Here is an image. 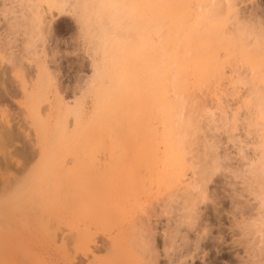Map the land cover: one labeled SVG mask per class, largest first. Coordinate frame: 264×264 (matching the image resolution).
I'll use <instances>...</instances> for the list:
<instances>
[{
    "label": "rangeland",
    "instance_id": "374dc122",
    "mask_svg": "<svg viewBox=\"0 0 264 264\" xmlns=\"http://www.w3.org/2000/svg\"><path fill=\"white\" fill-rule=\"evenodd\" d=\"M34 1L0 0V133L15 135L0 134V264H264V124L251 100L264 84V0L127 3L132 71L109 60L123 39L89 38L71 0L61 12ZM156 43L189 45L214 76H163ZM171 74L186 82L167 87L183 101L181 150L169 109L156 110Z\"/></svg>",
    "mask_w": 264,
    "mask_h": 264
},
{
    "label": "bare ground",
    "instance_id": "6f19581e",
    "mask_svg": "<svg viewBox=\"0 0 264 264\" xmlns=\"http://www.w3.org/2000/svg\"><path fill=\"white\" fill-rule=\"evenodd\" d=\"M18 1L21 4L20 0H18ZM21 1H23V0H21ZM25 1L27 3L29 1L32 2L34 0H29V1L28 0H25ZM35 1H36V6L34 5L35 4ZM35 1H34V3H32L35 6V10L33 9V11H36V8H38V6L40 5V4L39 5L37 4V3H39L38 0H35ZM39 1H40V3H41V1H43V2L45 1L46 6L50 2L48 5L51 6V7H55L56 6L55 9L58 8L57 9L58 12H61L62 10L65 9L62 6H66V5H63V4H65V3L67 4L68 3V0H59V1L57 0V2H56V0L55 1L54 0L53 1L52 0H39ZM71 1L73 3L69 1V4L68 5L69 6L71 5L72 7H69L68 10L69 11L72 10L73 12H74V10L75 11L76 10L79 11V14L77 12V14H78V18L77 19L79 20L80 25L82 24L83 28H85V27L88 28V26L90 27V24H91V26L94 24L91 27L92 29L90 28L91 31H89L90 32L89 33L90 34L89 35V38H92L94 35L95 36H99V39L101 38L102 40H104V43L116 42L115 45L118 44L120 38L123 39V47H120V48L115 49V50H110L109 60L112 61L114 63V65H116L119 69L122 68V70H128L127 68H129L131 66V71H132L133 68H134L133 67V63L131 65V62L130 61L128 62V64H126V62H125V58L127 56V53H128V56L131 57L132 47H131V45H129L127 43L126 37L123 36V35H121V33L127 27V21L124 20L122 22L121 19L123 18V15L125 16V10H124V8H125V6H127V3L128 4L130 3L129 4L130 6H132V4H133L132 7H135L136 8L137 6L138 7L141 6V4H140L141 0H131V1L130 0H74V1L71 0ZM226 1L229 2V0H226ZM149 2H153V0L152 1L150 0ZM3 4H2V6L5 7V5H3ZM146 4H147V2H146ZM226 4H229L230 5V3H226ZM33 5L30 7V9H32V7L34 8ZM158 5L159 4H157V6ZM49 6H47V7L50 8ZM27 7H29V5ZM5 8H7V7H5ZM70 8H71V10H70ZM74 8H78L79 10L78 9H74ZM6 10H8V9H6ZM9 11H11V10H9ZM33 11L31 10V13ZM38 12H40V10H38L36 13H38ZM36 13H34V14H36ZM91 14L92 15L93 14L96 15L95 17H97V18H93ZM36 15H37V17L36 16H33L32 17L31 14H30L31 17H29V16H27V17L25 16L24 17V19H25V20L23 19L24 20V23H25L24 25H26V26L28 25L27 28H29V27H30V29H33V28L38 29L39 28V25H40V22H41V21H39V19L41 20V17H38V16H40L39 13L36 14ZM89 17L90 18L92 17V20L91 21H90V18ZM93 19H94V22L93 23H90V22L93 21ZM96 19L98 21H96ZM87 21L88 22L90 21L89 24L88 23L86 24ZM197 21H198L197 18H195L194 19V22L195 23H198ZM22 22L23 21H21V22L15 21L13 23L11 22V24H10V22H8V25L9 26H13V27L16 26V25L19 26L20 23H21V25L23 24ZM106 23H108V27H107ZM94 26H95V28H94ZM13 27H8V28H11L12 29ZM87 28H86V30H87ZM95 29H96V31H95ZM88 30H89V28H88ZM93 30L95 31L94 34H92L93 33L92 32ZM98 30H99V33H98ZM97 33L99 35H97ZM30 43H32V42L31 41H28V42H26V45H29ZM154 45L156 46V49L158 51L157 52L158 57H157V61L156 62H157L158 67L160 68V72H162L163 76L166 75L170 71V69H171L172 66L175 69H178V70H180L182 72H185L186 75H191L192 77H194V79H197L198 77H200V78L205 77V79L207 80V79H211L214 76V72L215 71H214V66L212 65L211 60L209 58H207L205 55H204L205 56L204 57V56L199 55L196 52H194L190 48L189 45H186L185 47L182 48L179 43H176V44L173 45L172 50L170 52L168 51V53L165 51V47L163 46L164 44L163 45L161 44V46H160L159 43L158 44L156 43ZM160 48L161 49L163 48L164 51L161 50ZM109 49H114V44L113 45L110 44L109 45ZM104 52H105V50H104ZM257 53L260 54V56L262 55V57H263L264 56V49H262V50L259 49L257 51ZM255 54H256V52H255ZM258 54H256V55H258ZM138 55H140L139 52L133 53V57L138 56ZM107 56L108 55L106 54V56H105V53H104V56H103L104 59ZM0 57H3V56L1 55ZM263 59H264V57L262 58V61L261 60L259 61V65L264 64V60ZM11 64L14 65V62H12ZM13 65H12V69H13V67H15ZM122 65H123V67H122ZM118 68H116V69L119 72V69ZM250 68H252V67H250ZM96 70L98 71V68L97 67L95 68V71ZM2 72H4V71H2ZM251 72H252L251 75L253 76L255 74V73H253V72H255V70H252ZM0 74H1L0 75V78H2L1 77L2 76L1 71H0ZM46 74L47 73L44 72V76L42 75L45 78V80L48 78V75L46 76ZM5 77H7V75ZM34 78L36 79V81L37 80L39 81L38 77H34ZM47 81H48V79H47ZM0 82L3 83V82H5V80H3V79L1 80L0 79ZM185 83L186 82L183 79H180L177 76V74H171V75H169V80L168 81H165L163 79V86L161 87V89L159 91V98H160V101L159 102H160V105H159L158 108H157L158 105L156 106L157 112H164L165 111V110H163L164 108L165 109H169L170 117H171V122H172V124H171V135L170 136H171V139H172V142H173L172 145H171V147H173L172 148L173 150H175V149H177V150L184 149V143H183V138H184L183 135L184 134H183V131L181 130V128L179 126L180 120H181V116H182L181 109H182V103H183V101H181V99H180L181 97L179 95H177V94H174L173 96H171L170 94H168L169 90H168L167 87L170 86L171 88H174V87L182 86ZM37 84H38V82H37ZM0 85H1V83H0ZM35 85L36 84H34L33 86H35ZM262 86L260 88H262ZM260 88H256L257 90L255 89V91H258V90L259 91L258 92H253L255 94L252 93L254 95L253 96L254 98L251 97V100L253 102H255V106L257 105L256 107H258V108L256 110L260 111V115H259L260 117L258 116V114L256 116L259 117V118H261L262 121H263V124H264V94H263L264 90H262ZM245 91H246V89H245ZM249 91H252V90H249ZM248 93L249 92H247L246 94H248ZM247 96L245 98H247ZM251 100H249V101H251ZM249 101L247 100V102L246 101L245 102L248 103ZM253 102L251 103L252 105H254ZM111 110H112V108H111ZM113 121H114V119H113ZM115 122H116V119H115ZM251 122L253 123V121H251ZM0 127H1V125H0ZM4 128L5 127H3V130L4 131H2V133H0V134H2L1 135L2 138H4L5 141H7V143L8 142L10 143L12 140H14V136H15L14 135V132H13V130L11 128L9 130V126H8L7 129L6 128L4 129ZM0 130H1V128H0ZM118 130H120V129H118ZM118 130L115 129V132L112 131L111 134L115 135L116 134V131H118ZM263 131H264V128H263ZM262 146H263V148H262V158L258 162V165L256 166V169L258 170V172L260 174L259 175L260 181L262 183H264V132H263V144H262ZM175 153H176V151H175ZM4 158H0V159L4 160ZM6 160H4V161L6 162ZM171 160L172 161H170V162L173 163V167L170 168L171 169V172L169 173V178L170 179H173V178L175 179V178H177L179 176V174H181V163H180L179 159L177 158V156H176L175 159L171 158ZM5 162L2 161L3 165H4ZM6 165H4V166H6ZM171 166H172V164H169V167H171ZM201 171H202L201 173H204L205 170H202L201 169ZM205 174L206 173H204V177L206 176ZM204 177L202 175V178H204ZM126 198L127 197H125L124 200L125 201H128ZM262 200H261L262 201V204L264 205V195H263V199ZM150 236H152V233H151ZM152 238H153V236H152Z\"/></svg>",
    "mask_w": 264,
    "mask_h": 264
}]
</instances>
